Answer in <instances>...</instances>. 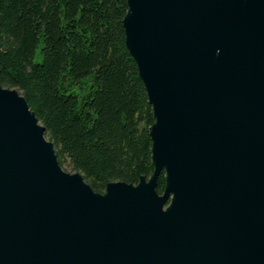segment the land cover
<instances>
[{
  "label": "water",
  "instance_id": "95a60500",
  "mask_svg": "<svg viewBox=\"0 0 264 264\" xmlns=\"http://www.w3.org/2000/svg\"><path fill=\"white\" fill-rule=\"evenodd\" d=\"M126 4L153 173L94 193L0 86V264H264V0Z\"/></svg>",
  "mask_w": 264,
  "mask_h": 264
},
{
  "label": "trees",
  "instance_id": "16d2710c",
  "mask_svg": "<svg viewBox=\"0 0 264 264\" xmlns=\"http://www.w3.org/2000/svg\"><path fill=\"white\" fill-rule=\"evenodd\" d=\"M126 12V0H0V86L25 99L61 169L98 194L153 173V113L125 46Z\"/></svg>",
  "mask_w": 264,
  "mask_h": 264
}]
</instances>
